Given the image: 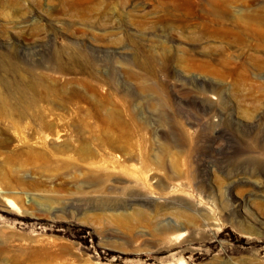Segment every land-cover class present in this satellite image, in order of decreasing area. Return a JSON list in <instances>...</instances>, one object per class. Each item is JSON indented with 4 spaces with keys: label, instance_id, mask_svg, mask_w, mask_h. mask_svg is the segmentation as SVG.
<instances>
[{
    "label": "rangeland",
    "instance_id": "1",
    "mask_svg": "<svg viewBox=\"0 0 264 264\" xmlns=\"http://www.w3.org/2000/svg\"><path fill=\"white\" fill-rule=\"evenodd\" d=\"M0 264H264V0H0Z\"/></svg>",
    "mask_w": 264,
    "mask_h": 264
},
{
    "label": "bare ground",
    "instance_id": "2",
    "mask_svg": "<svg viewBox=\"0 0 264 264\" xmlns=\"http://www.w3.org/2000/svg\"><path fill=\"white\" fill-rule=\"evenodd\" d=\"M138 184H141V185H143V183H138ZM147 197H153V195L151 194V193H147Z\"/></svg>",
    "mask_w": 264,
    "mask_h": 264
}]
</instances>
